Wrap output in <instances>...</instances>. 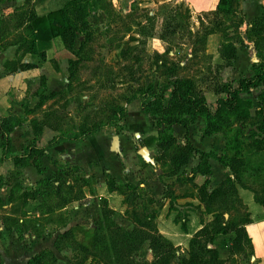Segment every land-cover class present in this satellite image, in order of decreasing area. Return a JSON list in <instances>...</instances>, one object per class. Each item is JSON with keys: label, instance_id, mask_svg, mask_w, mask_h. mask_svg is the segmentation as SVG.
<instances>
[{"label": "rangeland", "instance_id": "1", "mask_svg": "<svg viewBox=\"0 0 264 264\" xmlns=\"http://www.w3.org/2000/svg\"><path fill=\"white\" fill-rule=\"evenodd\" d=\"M101 7L88 11L86 19L94 31L90 40L80 52L68 51L62 58L65 79L68 58L75 60L68 90L48 98L36 110L40 115L49 107L62 115L58 135L71 136L77 130L100 126L90 149L82 146L74 156L82 161L92 155L97 165L91 159L77 169L67 167L68 163L62 160L53 163L52 169L43 170L51 181L49 195L22 204L14 191L12 199L6 202L10 186L15 191L22 185L32 189L36 183L41 187V181H37L44 174L41 171L33 182L32 169V173L24 174L25 183H20L22 168L13 166L10 160L4 162L3 176L8 184L0 191L3 196L0 264H25L34 254L40 255V264H116L117 258H121L118 264H148L153 256L147 242L139 244V238L132 240L126 234L133 231L135 216L155 226L157 232L176 246L169 264H180V257L188 254L190 235L199 225H209L212 214L217 213L218 222L249 215L247 201L238 195L219 196L204 208L196 191L203 178L198 170L204 163L196 152L191 153L176 174L169 175L170 151L156 143L165 124L156 126L155 116L139 111L142 98L161 95L166 101L171 82L177 78L190 80L192 91L213 104L218 94L215 88L229 82L230 75H234L219 66L217 55L221 44L226 40L238 43L241 37L253 39L250 34L239 33L240 10L234 5V12L226 14L215 13L214 6L195 11L186 0H105ZM14 10L1 17L0 41L3 45H16L13 58L16 59L29 36L21 26H15L18 11ZM81 39L82 35L78 34L75 50ZM261 46L264 40L259 44L255 62L264 59ZM257 90L249 95L252 103L249 118L243 121L232 118L221 132L207 139L201 137V117L188 124L186 135L182 126L180 131H174L173 127L171 130L181 144L187 138L194 147L215 151L222 162L236 164L235 187L248 186L246 193L254 191L255 197L264 190V112L254 113L258 108ZM117 108H122L124 115L120 119ZM115 134L119 140L117 152L109 144H103ZM148 136L154 138L146 143ZM141 146L146 147L153 163L143 160L137 152ZM216 171L214 168L206 177L214 176ZM105 173L122 177L115 179L116 183L128 182L133 187L125 183L110 192L104 182ZM83 175L88 179H81ZM207 188L212 186L208 183ZM99 196L105 198L104 206H100ZM63 199L68 201L62 203ZM180 223L187 234L181 231ZM66 227L71 228V237L54 246L53 240ZM98 237L104 245L94 240ZM250 248L227 256L225 264H254Z\"/></svg>", "mask_w": 264, "mask_h": 264}, {"label": "trees", "instance_id": "2", "mask_svg": "<svg viewBox=\"0 0 264 264\" xmlns=\"http://www.w3.org/2000/svg\"><path fill=\"white\" fill-rule=\"evenodd\" d=\"M104 1L105 0H67L61 7L50 10L42 15H37L27 2L17 9L15 8L16 10L14 11H18L15 15V26H21L22 31H25L26 35L29 37L25 42L26 44L22 49L21 55L16 59L4 62L5 69L9 73H13L37 67L45 60L44 46L47 45L49 40L54 36L60 38L64 49L67 51L71 53L80 52L83 46L90 40L94 32L86 19L88 11L91 8H102L101 6ZM236 4L237 0H215L214 12L221 14H226L231 11L234 12L233 7L234 5L236 6ZM240 22L241 19L238 22V26ZM78 34L82 35V39L79 41L75 50L74 41ZM246 34L253 36L252 41L258 57L257 52L259 50V44L264 40V11L262 15L254 17L249 21ZM159 38L162 39L163 35L160 34ZM260 50H264V46H261ZM26 53L35 56L36 62H20L22 56ZM219 56L222 60V63L219 64L220 67L230 65L235 56V45L233 42H230V40L224 41L220 46ZM67 63L68 74L66 79H68L65 86L57 92L50 91L48 94H37V101L31 108H28L25 104L21 103L25 114H30L37 110L48 98L68 90L69 77L75 60L68 58ZM250 70L252 72L251 75L238 77L234 81L223 82L220 86L216 87L215 91L217 90L218 94L213 104H208L201 94H195L192 91L191 81L185 78H177L171 82L166 101H164V98L161 95L142 98L140 100L141 105L139 111L155 116L156 120L154 125L157 126L160 123L165 124L156 143L158 147L170 151L168 156L170 166L168 172L169 175L176 174L178 168L186 163L188 157L193 152H196L200 161L204 163L203 168H200L198 173L205 178L202 183L197 186L196 191L197 199L204 205L205 209H207L208 203L212 202L219 196L232 195L233 197H237V187H235V178L233 176L237 172V165L234 163L227 164L222 162L219 159V154H216L214 151H201L194 148L187 138L185 142L181 144L172 135L171 125L178 124L182 126L185 129L184 135H186L188 124L194 122L196 117H201L203 119L201 137L221 132L222 128L227 126L232 118L238 121H243L250 117L249 109L251 108L252 103L249 95L252 91L257 89H260L257 90L259 91V94L257 93L256 96L258 108L254 110V113L264 112V59L259 58L258 62H252ZM43 79V76H40V86L44 85ZM65 103L66 102L62 104V107L65 106ZM117 112L119 119L124 116L122 108H117ZM61 118L62 115L49 107L42 110L40 119H37L34 115L30 117L28 119V124L31 128L33 138L20 154H10L9 133L15 126H18L21 123V119L11 113L0 118V150L2 158L10 160L13 166L19 167L20 169L25 165H31L39 173L41 167L40 158L42 156H47L51 163H55L54 159H52L47 152L49 147L61 140L70 142L81 141L83 138L88 137L101 129L100 126L87 130L80 129L71 136L57 134L55 137L48 140L46 144L38 146L36 144V138L40 135L42 127H48L60 133L59 123ZM153 138L154 136H148L145 138L146 143L149 139ZM208 158H213L224 167H227L232 174L233 179L231 176H227L215 187L208 189L207 185L209 180L206 177V175L209 174ZM67 167L74 169L78 168L77 166ZM17 173H19L18 170ZM104 176L106 189L110 192L117 190L126 183H116L115 179L107 173H105ZM81 179L86 180L88 178H85L83 175ZM39 182L41 187L35 185L32 189H22V187H18L16 189L17 191H15V189H11L10 186L8 199H12L13 191L18 192L16 197L22 204L25 203L27 198L34 199L35 197H40L43 199L45 196L49 195L48 185L51 184V181L47 178H41L37 181V183ZM4 184H8V182L3 180L0 176V187ZM126 184L133 187L128 182ZM238 187L244 189L248 188V186L243 184H238ZM252 196L253 200L260 205L262 216H264V190L261 192V196L256 197L255 192L252 191ZM98 199L101 202L100 206H104L105 198L99 196ZM67 201L68 200H65L62 203ZM62 203L60 204L62 205ZM42 204L43 202L38 205V211L39 208L42 207ZM60 204L58 206H60ZM172 220L175 222V215ZM217 220H219L218 215L217 213H214L212 214V220L209 225L202 224L200 228L194 231L188 239V254L187 256L180 257V264H225L226 260L218 258L217 251L213 246L207 247L208 244H214V238L217 235H231L228 245V256L233 255L236 252H241L245 247H251L250 240L244 230V225L250 222L248 215L237 220L225 222H218ZM133 222V231L126 234L132 240L139 238L137 242L139 244L145 241L147 242V247L153 256V261L148 264H169L174 256L176 246H174L169 239L157 232L155 226L146 224L141 221L139 217H133ZM142 228H146V230ZM180 228L182 232H186L185 226L181 223ZM69 236L71 237V228L63 230L53 240V245L56 246L61 240L68 238ZM94 240H97L104 245L103 239L98 237ZM75 244H77L79 249H83L80 246V243L77 242ZM193 244L194 246H192ZM39 257L40 255L37 256V254H34L26 260L25 264H40ZM120 262L121 258L115 260L116 264Z\"/></svg>", "mask_w": 264, "mask_h": 264}, {"label": "crops", "instance_id": "3", "mask_svg": "<svg viewBox=\"0 0 264 264\" xmlns=\"http://www.w3.org/2000/svg\"><path fill=\"white\" fill-rule=\"evenodd\" d=\"M66 1L67 0H0V18L4 17L6 13H11L12 10H14L15 8H19L25 2H27L29 6L34 9V12L37 15H42L49 12L50 10H54L61 7ZM186 1L190 6H192L195 11L211 9L215 3V0ZM236 8L240 10L241 13V22L238 26V29H240L239 33L240 35L241 32L243 34H246L249 21L254 17L262 15L264 11V0H237ZM9 17L11 16L9 15ZM233 44L235 45L234 59L231 61L230 65L222 67L223 69L228 70L229 74H234L230 75L228 81H234L235 79L241 76L251 75L252 72L250 70V65L252 62L257 61L258 58L252 39H249L248 37H241L238 43L233 42ZM15 50V44L7 43L6 45H3L2 41H0V118L6 116L8 113H11L21 119V123L18 126H15L9 133L10 154H20L22 150L32 141L33 135L31 132V128L28 124V119L33 115L36 116L37 119L41 118V113L39 115V112H37L38 109L37 111L35 110L34 112H32L33 114L30 113L31 115L25 114L23 112L21 103L25 104L28 108H31L37 101V94H48L50 91H59L65 86L66 79L63 74L65 69L64 60L62 58L66 55V52H68L66 49H64L60 38L54 36L43 48L45 53V60L42 63H40L37 67L9 73L4 67V62L14 58ZM217 56L220 61L219 64H221L222 60L219 54ZM20 62H36V58L35 56L26 53L22 56ZM246 69H249V71H247ZM40 76H43L44 78L43 86H40L39 83ZM172 127L174 131H180L181 129L180 125L178 124H174ZM99 132L100 130L96 131L88 137L83 138L81 141L70 142L61 140L58 143L49 147L47 152L50 157L54 159L55 162L58 163L60 160L67 162L68 164H65L66 166H77L78 168L84 167L83 162L88 163L87 160L90 159L94 163L93 165H97V162L92 157V155L85 156L82 161H77L76 159H74V156L76 153L79 152L78 149L80 147L82 148V146H84L85 150L86 148L90 149V145L91 142H93V139L95 138V134H98ZM57 134V131H54L44 126L41 129L40 135L36 138V141H38V144H36L38 146H42L46 144L48 140L55 137ZM102 134L99 135H101L102 137ZM204 137L207 139L208 136ZM110 140L111 138H109L103 144L110 145ZM91 148L94 149V147L92 146ZM194 148L203 151L199 147L195 146ZM40 161V172H43L46 167H48V169H52L51 166L54 165L48 160L47 156H42L40 158ZM4 162L6 163L8 162V160L2 158L0 150V176L3 178V180L5 176L3 174V171L4 169H6ZM208 165L210 174H212V170L214 168L215 170H217L214 176L207 177L210 179V182L208 183L212 186V188L215 187L224 178L231 175L227 167H224L222 164H220L213 158H208ZM32 169H34L33 182H35L36 179L38 180V176H40L41 173H38L33 166L25 165L22 167L21 177L23 179L22 181H20V183H25V178L23 176L26 172L30 173ZM116 172H118V170H116ZM218 172L219 176L217 174ZM47 173L49 174L50 172L47 170ZM43 174V176H40L41 178L48 177V175H45V172H43ZM120 178L122 177H115L114 179L118 181L120 180ZM204 178L205 177L203 176L201 182L198 185L202 183ZM28 184L30 186L32 182ZM3 186H5V184L0 187V191L3 190ZM24 188L25 186L22 185V189ZM236 189L238 197L243 196V199L247 201L249 212L248 218L250 219V222L244 225V230L250 240V259L254 260V264H264V216H262V209L260 205L254 202L252 193L250 191L246 193L247 190L241 187H237ZM9 190L7 191V195L5 197L6 202L8 201V196L10 192ZM36 198L37 197H35L34 199L27 198L26 201H33ZM0 199L2 200L3 196H0ZM199 227H201V225H199L198 228ZM6 228L8 229V227ZM67 228L69 227H66L63 230ZM198 228H196L195 230H197ZM230 236V234H225L217 235L214 238V244L211 246L216 249L217 256L220 259H224L229 255L228 245Z\"/></svg>", "mask_w": 264, "mask_h": 264}, {"label": "water", "instance_id": "4", "mask_svg": "<svg viewBox=\"0 0 264 264\" xmlns=\"http://www.w3.org/2000/svg\"><path fill=\"white\" fill-rule=\"evenodd\" d=\"M134 135L135 136H138L137 133H135ZM109 148L115 150V152L118 151V135L115 134V135H112L111 136ZM144 150H146V155L143 152ZM137 152L140 154V156L142 157L143 160H146L148 162L153 163V159L148 156V151H147V149H146L145 146H141L137 150Z\"/></svg>", "mask_w": 264, "mask_h": 264}, {"label": "bare ground", "instance_id": "5", "mask_svg": "<svg viewBox=\"0 0 264 264\" xmlns=\"http://www.w3.org/2000/svg\"><path fill=\"white\" fill-rule=\"evenodd\" d=\"M143 152H144V154L146 155V150H144Z\"/></svg>", "mask_w": 264, "mask_h": 264}]
</instances>
